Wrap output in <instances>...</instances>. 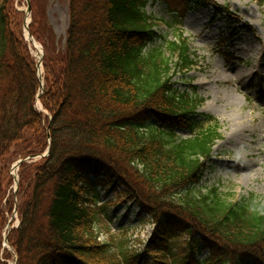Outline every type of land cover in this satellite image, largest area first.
I'll return each instance as SVG.
<instances>
[{
	"label": "trees",
	"instance_id": "obj_1",
	"mask_svg": "<svg viewBox=\"0 0 264 264\" xmlns=\"http://www.w3.org/2000/svg\"><path fill=\"white\" fill-rule=\"evenodd\" d=\"M149 1L68 0L62 47L35 14L30 33L45 51L41 93L23 13L0 0V264H264V205L253 194L235 202L218 188L187 195L222 135L218 123L198 131L200 100L173 82L196 57L186 37L166 40L154 30ZM160 1L176 15L209 4ZM215 10L238 21L226 5ZM39 93L46 112L36 106ZM178 129L193 136L181 139ZM19 159L15 201L6 186ZM102 193L111 200L97 209ZM110 206L134 208L153 226L150 236L138 247L99 240L96 225ZM15 208L20 225L8 232L9 250L4 230Z\"/></svg>",
	"mask_w": 264,
	"mask_h": 264
},
{
	"label": "rangeland",
	"instance_id": "obj_2",
	"mask_svg": "<svg viewBox=\"0 0 264 264\" xmlns=\"http://www.w3.org/2000/svg\"><path fill=\"white\" fill-rule=\"evenodd\" d=\"M29 2L31 4V0H12L14 8L23 13L24 38L40 63L44 47L35 37L37 45L29 38L25 25L31 24L38 14L42 22L52 27L54 44L62 47L69 26V5L68 0H36V7L29 13ZM216 5L228 6L238 21L232 22L227 15L217 16ZM146 12L154 30L166 40H179V35L187 38L197 63L189 70L177 72L173 82L180 92H195L200 100L196 109L202 115L196 117L201 122L198 131L218 123L222 135L214 145L212 162L202 182L187 195L198 197L218 188L230 202L253 194L264 205V81H261L264 77V0H209L206 7L178 15L166 3L150 0ZM230 36H233L231 41ZM164 42L161 39L152 46ZM39 68L43 77L44 67ZM40 103L37 108L43 111ZM176 135L185 139L193 133L178 129ZM41 158V155L35 156L31 162ZM16 161L9 167L11 180L6 186V198L14 194L15 201L19 188L15 178L17 174L18 178L20 176V170L13 169ZM102 197L97 209L111 200L106 193H102ZM113 207H108V215L100 218L96 225L98 239H113L115 245L128 241L131 247H138L140 240L150 236L153 226L141 222L134 208ZM7 217L6 238L9 230L20 222L16 208ZM6 241L3 246L10 250ZM8 264H14V260H9Z\"/></svg>",
	"mask_w": 264,
	"mask_h": 264
},
{
	"label": "water",
	"instance_id": "obj_3",
	"mask_svg": "<svg viewBox=\"0 0 264 264\" xmlns=\"http://www.w3.org/2000/svg\"><path fill=\"white\" fill-rule=\"evenodd\" d=\"M29 8V13L31 12V5H30V2H29V6H28ZM26 29H27V31H29V28H28V25H26ZM29 37L32 39V36L30 35V33H29ZM43 88V84H41V89ZM48 152H49V150H48ZM48 154V153H47ZM22 161H20L19 163H18V165H20V163H21Z\"/></svg>",
	"mask_w": 264,
	"mask_h": 264
},
{
	"label": "bare ground",
	"instance_id": "obj_4",
	"mask_svg": "<svg viewBox=\"0 0 264 264\" xmlns=\"http://www.w3.org/2000/svg\"><path fill=\"white\" fill-rule=\"evenodd\" d=\"M36 43V45H37V42H35Z\"/></svg>",
	"mask_w": 264,
	"mask_h": 264
}]
</instances>
